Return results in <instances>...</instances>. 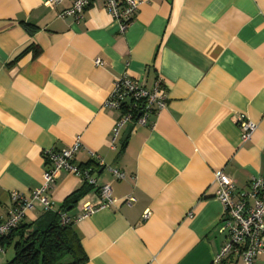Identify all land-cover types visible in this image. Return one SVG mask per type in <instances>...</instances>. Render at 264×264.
Segmentation results:
<instances>
[{"label": "crops", "instance_id": "crops-1", "mask_svg": "<svg viewBox=\"0 0 264 264\" xmlns=\"http://www.w3.org/2000/svg\"><path fill=\"white\" fill-rule=\"evenodd\" d=\"M47 1L0 0V219L11 192L29 197L43 183L45 150L79 138L72 162L91 168L97 186L109 183L115 199L102 206L76 173L57 174L49 212L69 217L82 264H240L215 260L226 234L214 172L237 190L264 174V0H139L124 30L104 0L78 21L61 15L69 0ZM124 74L148 89L160 79L167 102L149 124L124 123L110 145L122 112L105 101ZM239 118L257 126L247 141ZM84 205L93 211L80 217ZM49 212L35 201L23 223L45 226Z\"/></svg>", "mask_w": 264, "mask_h": 264}, {"label": "built area", "instance_id": "built-area-1", "mask_svg": "<svg viewBox=\"0 0 264 264\" xmlns=\"http://www.w3.org/2000/svg\"><path fill=\"white\" fill-rule=\"evenodd\" d=\"M63 1L48 0L47 4L54 6ZM69 1L71 2L70 7L64 9L61 15L73 16L78 21L92 0ZM104 4L108 12L117 20L120 30H124L132 20L140 1L104 0ZM100 62L99 59L95 60L96 64ZM166 102L167 96L161 88L160 79L151 89H148L126 74L115 78L105 106L121 111L122 117L114 124L110 145H113L114 138L124 123L132 122L133 126L149 124V118L165 108ZM238 126L242 141L249 140L257 127L254 122L246 118H239ZM79 147V138H76L69 147L45 150L46 168L43 183L35 188L29 197L18 192H11V206L8 208L5 218L0 219V254L5 249L3 239L23 221L26 212L31 209L35 201L39 202L45 210L52 208L48 192L62 169L76 173L82 180L94 186L102 198V206L115 203L109 183L97 186L96 179L91 176V168H80L72 162ZM89 153L91 157L97 159L99 166L104 165L99 156H96L94 152ZM108 170L116 179H123L125 176V173L116 167L109 166ZM214 180L217 184L215 196L223 208L221 230L226 234V240L216 254L215 260L221 262L224 259L235 257L240 264H254L255 258L264 253V174L250 178L246 189L243 190H237L234 179L222 170L214 172ZM130 200V196L124 199L127 203ZM92 211L91 205H84L80 217H86ZM61 221L67 223L69 217L63 214Z\"/></svg>", "mask_w": 264, "mask_h": 264}, {"label": "trees", "instance_id": "trees-1", "mask_svg": "<svg viewBox=\"0 0 264 264\" xmlns=\"http://www.w3.org/2000/svg\"><path fill=\"white\" fill-rule=\"evenodd\" d=\"M30 48L34 54L39 52L36 46ZM88 188L83 185L72 192L64 201L62 208L75 204ZM62 215L60 211L49 212L45 226L41 225L40 221L30 223L22 221L3 239L4 244L13 243L14 250L12 258L4 264H62L61 259L66 255L73 258L72 262L67 264H82L86 256L71 228L70 219L63 223Z\"/></svg>", "mask_w": 264, "mask_h": 264}, {"label": "rangeland", "instance_id": "rangeland-1", "mask_svg": "<svg viewBox=\"0 0 264 264\" xmlns=\"http://www.w3.org/2000/svg\"><path fill=\"white\" fill-rule=\"evenodd\" d=\"M13 254H14L13 245L6 246L5 252H3L1 255V262H4L5 258H7L8 260L11 259Z\"/></svg>", "mask_w": 264, "mask_h": 264}]
</instances>
